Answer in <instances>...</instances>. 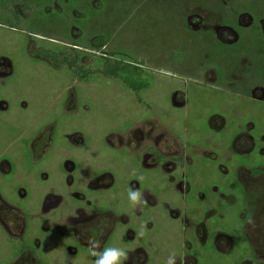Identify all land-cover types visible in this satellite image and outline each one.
I'll return each mask as SVG.
<instances>
[{
  "label": "rangeland",
  "instance_id": "374dc122",
  "mask_svg": "<svg viewBox=\"0 0 264 264\" xmlns=\"http://www.w3.org/2000/svg\"><path fill=\"white\" fill-rule=\"evenodd\" d=\"M225 4L226 0H0V8L11 7L25 23L20 30L72 44H61L68 47L62 51L45 47L57 55L47 57L32 41L33 33L0 28V57L13 66L9 77L0 78V198L28 213L39 232L46 223L43 226L35 216L44 196L54 191L67 198L85 193L86 202L95 208L102 204L111 180L107 193L114 198L103 200L115 201L109 211L125 218L111 246L131 252L139 244L157 260L166 261L173 253L184 260L187 244L200 243L199 237L190 240L196 206L190 191L196 185L198 193L202 187L210 192L219 188L220 141L231 142L239 129L255 137L264 134V104L248 99L251 89H264V39L260 26L254 25L264 20V0ZM230 10L237 13L238 27L252 26L238 30L230 25L238 40L223 45L210 27L226 24L227 18L235 20ZM194 12L212 15L201 30L187 25ZM104 57L115 68L138 72L134 79L139 80L140 100L122 78L100 72ZM147 122L160 135L180 142L191 160L189 174L180 170L170 179L135 166L128 142L118 149V136L125 138L124 133ZM33 138L38 150L54 141L57 151L45 159L35 157ZM4 162L11 166L5 177ZM88 182L93 192L99 190L92 198L84 187ZM129 189L141 190L145 201L155 199L152 207H130ZM95 211L87 213L89 226L112 219L111 212L100 216ZM18 224L12 233L23 231ZM141 230L144 236L138 235ZM2 234L7 235L0 230V252L5 255L10 242ZM67 248L75 247L67 242L54 245L53 252L47 249L51 264H93L94 258L69 256Z\"/></svg>",
  "mask_w": 264,
  "mask_h": 264
},
{
  "label": "flooded vegetation",
  "instance_id": "af4514ba",
  "mask_svg": "<svg viewBox=\"0 0 264 264\" xmlns=\"http://www.w3.org/2000/svg\"><path fill=\"white\" fill-rule=\"evenodd\" d=\"M232 2L233 0H226L224 6H230ZM195 13L198 14L195 15ZM229 13H234L235 20L233 19L232 21L230 19L229 21V18H227ZM0 14L2 15L0 17V28L28 36L33 33V30L31 32L20 30L25 26V23L21 22V18L12 12L11 7L6 5V7L0 8ZM206 14L203 16L199 12L191 13L187 25L201 30L203 28L202 25H207L205 20L209 16L212 17L210 13L206 12ZM228 14H220L219 16L227 18L226 24L223 25L222 22H219L210 27L223 45L232 44L238 40L237 33L230 25H236L235 27L238 30L252 26L239 25L238 27L236 11L230 10ZM249 22L252 23L251 20ZM254 25L260 26L264 39V20L258 21ZM27 29L29 30L30 28L28 27ZM32 36H35L32 41L39 44L40 52L47 57L49 55L45 53V50L48 51V49L45 47L52 46L56 51H62L68 47H62L64 45L61 44L72 45L60 40H52L54 42H51L49 41L51 39L46 40L45 37L34 33ZM0 59H2L0 60V78L6 79L12 74L13 66L7 58L0 57ZM101 60L103 69L100 72L110 75L105 67L108 58L104 57V60ZM119 70L121 75L118 78H122L136 92L138 100H140L138 96V90L140 89L139 80L134 79L136 77L135 74L138 72L126 71L124 67H119ZM84 74L86 75L87 71ZM129 79H131L130 81L133 80V83ZM130 83H135L137 86L131 87ZM250 92V96L247 95L249 101L254 100L264 104L263 88L251 89ZM250 97L255 99L251 100ZM148 123L141 124L131 134L124 133L126 135L125 138L116 136L118 149L124 141L128 142L133 149L135 166L145 167L153 173L158 171L159 174L162 173L170 179L180 170L186 169L189 174L191 160L188 159L185 152L181 151L180 142L173 136L160 135L154 125ZM146 125L150 126L149 130ZM239 130L237 134L232 136L234 138L231 142L227 138L220 141L222 142V144L220 143V148L223 151V163L220 165L221 180L219 181V188L210 192L202 187L200 188L201 192L198 193L199 190L197 191L196 188L198 186L196 185V190L192 189L190 191L189 196L194 197L196 205L193 212L194 234L190 237V240L193 237H199L200 243L198 246L187 244L186 252L183 256L184 260L179 261L177 258L176 264H264V134L255 137V135L247 133L244 129ZM37 141L34 138L31 141L32 154L35 157L45 159L49 152L57 151L53 149L56 148L54 141H51L49 146H45L41 151L36 148ZM143 150L146 153L142 154ZM1 166L2 175L4 177L8 176L11 173L10 164L4 162ZM72 168L73 165L72 167L70 164L67 165L69 171H72ZM79 183L83 184V181ZM111 185L110 180L106 195L104 193L102 195V204L99 205L97 203V208H94L92 202H86L85 193L67 198L60 196L57 191H54L52 194L44 196L39 212H37L38 215L35 216L42 222L43 226L46 223L39 232L35 231V227L31 226L28 213L0 198V230L7 235L2 234L4 240L7 239L10 242V248L6 249L5 255L0 252V264H51V260H49L45 251L49 249L53 252L54 245L58 243L62 245L67 242L71 243V247L75 248H67L68 252L66 253L69 256L83 255L85 259L93 258L88 253L87 241L89 239H99L102 241V247H111L113 236L118 232L120 223L125 220V218H120L109 211L110 205L115 202L112 200L114 198L113 194L107 193L111 191ZM84 187L88 188L91 198L96 192L99 194V190H94L93 192L91 182L86 183ZM80 188L82 190L79 192H84L81 185ZM193 191L196 192L194 195L191 194ZM154 194L157 195L158 193L154 192ZM105 196L106 198L109 196L112 198L111 200L109 198L107 204L104 201L108 199L103 200ZM154 200L149 197L140 206L144 207L147 204V208L152 207ZM6 208L14 209L19 213L13 215L11 212L8 213L5 210ZM92 209H95V214L100 216H105L111 212L112 219L100 220V223L96 226H89L88 223L91 218L87 213ZM2 220L3 223H1ZM18 222L20 223L18 224ZM49 222H51V225ZM16 223L23 228L20 233H12ZM44 233L52 236L44 238ZM135 237L130 235L132 239H135ZM52 246L53 248H51ZM129 256L130 259L125 264H165V259L164 261L157 260L156 255L149 253V250L139 244L129 252ZM213 258H217L216 261H212L211 259Z\"/></svg>",
  "mask_w": 264,
  "mask_h": 264
},
{
  "label": "clouds",
  "instance_id": "9594fccd",
  "mask_svg": "<svg viewBox=\"0 0 264 264\" xmlns=\"http://www.w3.org/2000/svg\"><path fill=\"white\" fill-rule=\"evenodd\" d=\"M127 196L132 208H137L146 202L143 193L138 189H129ZM138 235L144 236L145 233L141 230ZM87 248L89 255L94 258L93 264H125L130 259L129 252L123 247H102V241L99 239H89ZM165 264H176L175 253L168 256Z\"/></svg>",
  "mask_w": 264,
  "mask_h": 264
},
{
  "label": "trees",
  "instance_id": "16d2710c",
  "mask_svg": "<svg viewBox=\"0 0 264 264\" xmlns=\"http://www.w3.org/2000/svg\"><path fill=\"white\" fill-rule=\"evenodd\" d=\"M45 53L47 54V55H49V56H55L56 55V52L55 51H47V50H45ZM109 60V59H108ZM107 60V61H108ZM106 62V61H105ZM109 62V61H108ZM107 62V65L105 66L106 67V69L108 70V74H110V75H112V76H120L121 74V72H120V70H119V67H117V68H115V67H113L111 64H110V62L108 63ZM103 64V63H102ZM131 87L132 86H134V84H129Z\"/></svg>",
  "mask_w": 264,
  "mask_h": 264
}]
</instances>
